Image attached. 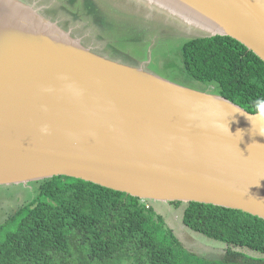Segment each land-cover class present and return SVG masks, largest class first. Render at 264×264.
Masks as SVG:
<instances>
[{"label":"water","instance_id":"95a60500","mask_svg":"<svg viewBox=\"0 0 264 264\" xmlns=\"http://www.w3.org/2000/svg\"><path fill=\"white\" fill-rule=\"evenodd\" d=\"M143 1L264 63V0ZM54 176L264 219V116L96 53L22 0H0V186Z\"/></svg>","mask_w":264,"mask_h":264},{"label":"trees","instance_id":"16d2710c","mask_svg":"<svg viewBox=\"0 0 264 264\" xmlns=\"http://www.w3.org/2000/svg\"><path fill=\"white\" fill-rule=\"evenodd\" d=\"M181 49L189 76L215 83L219 95L246 111H259L264 63L252 51L222 35L188 38ZM36 182L38 199L0 240V264H243L187 250L148 200L66 176ZM182 223L228 246L264 253V219L257 216L189 202Z\"/></svg>","mask_w":264,"mask_h":264},{"label":"rangeland","instance_id":"374dc122","mask_svg":"<svg viewBox=\"0 0 264 264\" xmlns=\"http://www.w3.org/2000/svg\"><path fill=\"white\" fill-rule=\"evenodd\" d=\"M69 31L92 51L140 65L163 79L198 91L218 94L215 83L199 82L183 67L182 44L204 33L143 0H22ZM38 183L0 186V240L15 230L25 209L38 199ZM186 203L148 201L190 252L210 261L225 259L264 264V253L228 246L185 227ZM16 215V217H13Z\"/></svg>","mask_w":264,"mask_h":264},{"label":"clouds","instance_id":"9594fccd","mask_svg":"<svg viewBox=\"0 0 264 264\" xmlns=\"http://www.w3.org/2000/svg\"><path fill=\"white\" fill-rule=\"evenodd\" d=\"M256 103H257V106H258V108H259V115H260V116H264V99H260V100H258ZM258 130H259V129H258ZM41 132H42L43 134H47V132H48V128H47V126L42 127V128H41Z\"/></svg>","mask_w":264,"mask_h":264},{"label":"flooded vegetation","instance_id":"af4514ba","mask_svg":"<svg viewBox=\"0 0 264 264\" xmlns=\"http://www.w3.org/2000/svg\"><path fill=\"white\" fill-rule=\"evenodd\" d=\"M95 52V51H94ZM97 53V52H96ZM101 54V53H100ZM102 55V54H101ZM107 56V55H106ZM109 57V56H108ZM112 58V57H111ZM113 59H115V58H113Z\"/></svg>","mask_w":264,"mask_h":264}]
</instances>
